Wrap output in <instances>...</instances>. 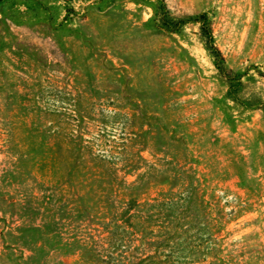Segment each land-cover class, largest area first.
Instances as JSON below:
<instances>
[{"label":"rangeland","instance_id":"rangeland-1","mask_svg":"<svg viewBox=\"0 0 264 264\" xmlns=\"http://www.w3.org/2000/svg\"><path fill=\"white\" fill-rule=\"evenodd\" d=\"M160 0H0V264H264V0L168 34Z\"/></svg>","mask_w":264,"mask_h":264},{"label":"trees","instance_id":"trees-1","mask_svg":"<svg viewBox=\"0 0 264 264\" xmlns=\"http://www.w3.org/2000/svg\"><path fill=\"white\" fill-rule=\"evenodd\" d=\"M151 7L153 9V14L150 18V21H152L158 29L168 34L181 33L184 26L188 23L198 24L199 36L202 41L203 47L208 55H210V57L212 58L214 67L226 80V97L234 102L242 104L247 108L250 107V102L241 99L238 95L241 86L240 74L238 72H231L224 65V58L214 42L210 20L207 13L199 12L195 14L176 17L170 13L162 0H160L158 4H152ZM258 108L261 109L264 114V102H260Z\"/></svg>","mask_w":264,"mask_h":264}]
</instances>
